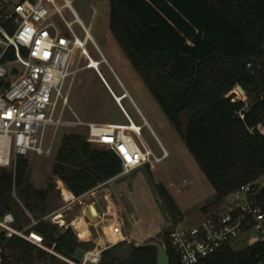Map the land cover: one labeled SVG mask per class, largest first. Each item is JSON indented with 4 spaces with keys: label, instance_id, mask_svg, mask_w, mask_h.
I'll list each match as a JSON object with an SVG mask.
<instances>
[{
    "label": "trees",
    "instance_id": "trees-1",
    "mask_svg": "<svg viewBox=\"0 0 264 264\" xmlns=\"http://www.w3.org/2000/svg\"><path fill=\"white\" fill-rule=\"evenodd\" d=\"M109 1L114 39L209 180L214 202L264 178V130H252L264 120V100L257 98L264 90V73L253 76L247 70L249 58L263 53L264 0ZM238 85L254 102L244 120L238 115L244 103L233 101L235 95L226 97ZM123 169L113 150L74 134L63 137L53 165L54 175L78 198L120 176ZM29 170L30 161L23 156L15 173L0 168V217L14 212L22 228L29 226L30 219L21 223L26 208L39 221L29 232L42 235L47 247L56 245V252L67 258H74L78 249L88 252L91 242L81 241L71 226L61 230L43 220L57 184L50 180L38 189ZM15 189L23 206L14 197ZM157 189L174 224L182 222L183 213L170 192L163 184ZM172 231L165 233L164 245L171 264H181L169 239ZM4 245L2 264H69L19 237ZM126 245L103 251L99 264H157L156 247L134 245L122 257ZM262 261L264 243H256L241 250L227 246L198 264Z\"/></svg>",
    "mask_w": 264,
    "mask_h": 264
},
{
    "label": "built area",
    "instance_id": "built-area-1",
    "mask_svg": "<svg viewBox=\"0 0 264 264\" xmlns=\"http://www.w3.org/2000/svg\"><path fill=\"white\" fill-rule=\"evenodd\" d=\"M67 9L74 18L72 21L67 19ZM74 24L85 32L84 37L76 32ZM90 42L101 56L100 60H95L89 51ZM102 63L113 72L71 0H64V4L59 0H0V168L15 173L18 157L51 154L53 145L48 142L49 132L62 126H87V141L113 150L123 162V174L146 165L156 167L169 156L162 144V156L154 151L143 138V126L139 125V130L133 128L134 120L121 102L127 94L116 96L100 70ZM84 69H94L98 73L121 106L128 119L127 125L64 120L68 105L67 84ZM247 70L253 76L264 73V48L262 54L249 58ZM238 86L226 97L235 95L233 101L244 103L238 113L244 120L252 111L254 102L245 90L241 94ZM257 98L264 100V90ZM255 128L264 130V120L252 130ZM260 180L244 184L232 194L227 199L226 211L209 214L193 227H179L170 233V242L181 264H198L227 246L233 247L244 236L250 245L264 243V205L261 201L264 188ZM59 186L65 202L78 198L63 181L59 180ZM14 197L20 202L16 189ZM32 219L29 226L22 228L14 212L0 217V264L3 263L5 241L15 237L67 260L56 252V245L49 248L42 235L29 232L39 222ZM48 219L43 218L60 225L61 230L69 227L62 213ZM100 259V251L98 254L89 251L82 260L84 264H98Z\"/></svg>",
    "mask_w": 264,
    "mask_h": 264
},
{
    "label": "rangeland",
    "instance_id": "rangeland-1",
    "mask_svg": "<svg viewBox=\"0 0 264 264\" xmlns=\"http://www.w3.org/2000/svg\"><path fill=\"white\" fill-rule=\"evenodd\" d=\"M71 1L74 9L84 21L86 27L90 29L93 39L100 47L111 67L126 86L133 91L137 103L153 125L158 137L168 150L169 156L156 167H152L151 165L142 166L129 173L122 174L116 180L115 187L120 191V196L117 194V197L114 196V199L116 202H120L121 208L119 209L111 208L113 205L112 201L105 197L106 193L103 194L101 191L96 195L93 194L94 191L93 193L91 191L85 194H89L85 198H77L67 203L63 200L59 179L53 173V165L57 157V152L62 144L63 137L68 134L87 137L88 127L62 126L58 130L53 129L49 132L48 142L53 145L51 154L43 156L31 155L27 158L30 161L29 171L31 173V183L38 189L45 188L46 182L50 180L57 184V187L50 195L47 205L45 206V210L48 213L44 218H49L48 220H50L53 219L55 215L62 213L65 224L74 229L80 240L91 242V247L88 252L100 251L102 254L103 251L114 246L112 243L119 244L126 241L128 245L120 252V256L125 257L129 250H131V247L136 243L157 241L165 244V233L179 227L190 228L197 225L200 221L201 214L206 215V211L212 208L214 200L212 194L214 190L187 149L184 141L167 120L162 110L151 96L148 88L114 39L109 26L110 1ZM59 2L64 4V0H59ZM65 12L67 19L72 21L74 18L68 9ZM94 19H96V21L92 29L91 26ZM74 29L82 37L85 36V32L80 29L78 24H74ZM88 49L95 60L101 59V56L94 48L92 42L89 43ZM82 65H84V62ZM95 65L94 62L93 66ZM100 70L108 80L116 96L119 98L121 92L118 90L117 80L114 75L105 63L101 64ZM123 93L125 92L123 91L122 94ZM65 95L67 97L70 95V100H68V105L64 114L65 121L77 122L80 119L83 123H94L90 122L91 119L114 118L123 125L128 123V119H126V116H124L116 104V99H113L108 87L94 69L79 71L75 77L68 82ZM121 102L126 107L128 113L133 117L135 126H143V138L151 145L158 155L162 156L163 151L160 145H158V140L155 139L150 128L146 125L145 119L140 116L138 111L137 116H135L128 101L123 102V100H121ZM99 147L109 148L108 146L100 145ZM157 184H163L173 196L174 200H176L184 216L182 222L174 224L175 222L159 194ZM100 196H103L102 199H100ZM98 198L100 199V203L96 202ZM92 202H96L100 206L103 213L102 219L96 223H92L89 217L87 222L92 224V236L90 231L87 236L81 237L75 225H72V222L76 220L78 216L85 214L84 210L90 207ZM20 203L22 204L21 200ZM204 208H206V210H203ZM24 209L26 217L21 216V223H25L27 219H30L32 222L34 214L26 208ZM37 214L40 215L41 213L37 212ZM121 218H123V221ZM81 219L86 221L84 217H81ZM117 220H120L119 223L122 225L121 229L122 232H124V238L120 230V224L119 226L117 224ZM57 226L60 228V225ZM110 226L117 232L120 239L115 238L109 243L108 230ZM89 237L91 239L87 240ZM104 237H107V242ZM249 245L248 238L244 236L233 244V248L241 250ZM65 258L70 260L73 264H84L83 258L81 259L77 255H75L74 258ZM61 259L71 264L69 261L63 258ZM87 264L93 263L88 262Z\"/></svg>",
    "mask_w": 264,
    "mask_h": 264
},
{
    "label": "crops",
    "instance_id": "crops-1",
    "mask_svg": "<svg viewBox=\"0 0 264 264\" xmlns=\"http://www.w3.org/2000/svg\"><path fill=\"white\" fill-rule=\"evenodd\" d=\"M113 69V68H112ZM113 75H114V77L116 78V83H117V87H118V90L121 92V95H122V92L124 91L126 94H127V96L124 98V100H123V102H125V101H128V104H129V106L132 108V110H133V112H134V114H135V116H137V111L139 112V114H140V116L142 117V118H144L145 119V122H146V125L150 128V130H151V132H152V134L154 135V137H155V139H157L158 140V145H160V144H162L163 145V143L161 142V140H160V138L158 137V135H157V133H156V131H155V129H154V127H153V125L151 124V122L148 120V118L146 117V115L143 113V111H142V109H141V107L139 106V104L137 103V101H136V99H135V97H134V93H133V91H131V89H129L127 86H126V84L121 80V78L116 74V72L114 71V69H113V72H111ZM72 88H73V86H72ZM110 92V91H109ZM110 94L112 95V97H113V99L115 100V98H114V96H113V94L110 92ZM70 95H71V93H70ZM70 95L68 96V100H70ZM115 102H116V104L118 105V107H119V109L121 110V112L124 114V112H123V110H122V108H121V106L118 104V102L115 100ZM124 106V105H123ZM124 108L126 109V107L124 106ZM128 112V111H127ZM77 116V115H76ZM124 116H125V114H124ZM132 117V116H131ZM133 118V117H132ZM126 119H127V117H126ZM134 120V119H133ZM90 122H94V123H98V124H113V125H117V126H124V125H127V124H122L120 121H116L114 118H109V119H91V121ZM164 146V145H163ZM165 147V146H164ZM166 148V147H165ZM123 174V173H122ZM121 174V175H122ZM120 175V176H121ZM120 176H118V177H116V178H114V179H112L111 181H109V182H107V183H105V184H103V185H101V186H99L98 188H96V189H94L93 191H94V193H93V191H92V193L94 194V195H96L97 193H99L100 191L101 192H103V194L104 193H106V195H105V197L106 198H109L110 199V201H112V203H113V205L111 206V208H117V209H119V208H121V205H120V202H116L115 201V199H114V196H116L117 197V194L120 196V191L119 190H117V188L115 187V183H116V180L120 177ZM214 190V189H213ZM89 195V194H88ZM88 195H84V196H82V197H79V199H82V198H85L86 196H88ZM212 196L215 198V191L213 192V194H212ZM102 197L103 196H100V199H102ZM100 199L98 198V199H96V202H99L100 203ZM176 201V200H175ZM215 201V199L213 200V205H212V208L208 211H206L205 213H206V215L205 214H201V217H200V221L201 220H203L204 218H205V216H207V215H209V214H219V213H222V212H224V211H226V207H227V199L226 200H224V201H222V202H214ZM96 202H92V205H94L95 207H96V209H97V211L99 212V214H100V218L102 217V210L100 209V206L98 205V203H96ZM204 210V209H203ZM104 212V211H103ZM81 217H84V219L87 221L88 220V218H89V216H87V214L85 213V214H82L81 216H78L77 217V219L76 220H74L73 222H72V224L74 225V223L76 222V221H78ZM121 220L123 221V218H121ZM199 221V222H200ZM120 222V220H117V224H118V226H119V223ZM198 222V223H199ZM89 223V222H88ZM90 224V231H91V236H92V229H91V223H89ZM121 224H120V230H121V233H122V235H123V238L125 237L124 236V232H122V229H121ZM90 236V237H91ZM87 238V240L89 239H91V238ZM86 240V241H87ZM116 244V243H115ZM114 243H112V245H115Z\"/></svg>",
    "mask_w": 264,
    "mask_h": 264
},
{
    "label": "bare ground",
    "instance_id": "bare-ground-1",
    "mask_svg": "<svg viewBox=\"0 0 264 264\" xmlns=\"http://www.w3.org/2000/svg\"><path fill=\"white\" fill-rule=\"evenodd\" d=\"M68 7L70 6V2H67ZM135 122V121H134ZM133 128L136 130H139L140 127L133 125ZM84 212L87 214V216L90 217L92 220V223L98 222L100 219V214L97 211L96 207L94 205H91L90 207H87ZM73 225V224H72ZM76 229L79 231V234L81 237H85L89 234L90 232V227L89 223L87 221H84L83 219H79L74 223ZM106 242H107V237H104ZM115 238L120 239V236L117 234V232L110 226L108 230V242L110 243L113 241ZM95 254H98L99 251H93Z\"/></svg>",
    "mask_w": 264,
    "mask_h": 264
},
{
    "label": "water",
    "instance_id": "water-1",
    "mask_svg": "<svg viewBox=\"0 0 264 264\" xmlns=\"http://www.w3.org/2000/svg\"><path fill=\"white\" fill-rule=\"evenodd\" d=\"M238 90L241 94L244 93V89L240 85L238 86ZM260 183H261V186L264 188V179H261ZM135 246L138 248L156 247L157 248V264H171L170 255L166 249V246L163 243L157 242V241H151L147 243H136ZM76 255L80 258H83L85 255V251L82 249H78L76 252Z\"/></svg>",
    "mask_w": 264,
    "mask_h": 264
},
{
    "label": "flooded vegetation",
    "instance_id": "flooded-vegetation-1",
    "mask_svg": "<svg viewBox=\"0 0 264 264\" xmlns=\"http://www.w3.org/2000/svg\"><path fill=\"white\" fill-rule=\"evenodd\" d=\"M95 21H96V19H94V21H93V23H92V29H93V27L95 26Z\"/></svg>",
    "mask_w": 264,
    "mask_h": 264
}]
</instances>
